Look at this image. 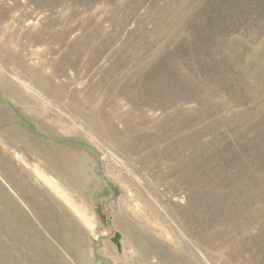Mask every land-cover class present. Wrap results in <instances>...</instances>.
Wrapping results in <instances>:
<instances>
[{
	"label": "rangeland",
	"instance_id": "374dc122",
	"mask_svg": "<svg viewBox=\"0 0 264 264\" xmlns=\"http://www.w3.org/2000/svg\"><path fill=\"white\" fill-rule=\"evenodd\" d=\"M0 264H264V0H0Z\"/></svg>",
	"mask_w": 264,
	"mask_h": 264
},
{
	"label": "bare ground",
	"instance_id": "6f19581e",
	"mask_svg": "<svg viewBox=\"0 0 264 264\" xmlns=\"http://www.w3.org/2000/svg\"><path fill=\"white\" fill-rule=\"evenodd\" d=\"M39 175L41 176V178H43V180L47 183V184H49L51 187H53V189H55L64 199H65V201H66V203L68 202L71 206H73L74 208H75V210H76V212H78L79 214H80V216L85 220V222L87 223V224H89L90 226H91V223H90V220H89V218L82 212V210L78 207V206H76L74 203H72V201L64 194V193H62V191H60V189H58L57 187H56V185L54 184V182L52 181V180H50V179H47L46 177H45V175L44 174H42V173H39ZM52 189V190H53ZM55 191V192H56ZM61 197V198H62ZM74 210V209H73ZM79 216V215H78ZM80 217V218H81Z\"/></svg>",
	"mask_w": 264,
	"mask_h": 264
}]
</instances>
